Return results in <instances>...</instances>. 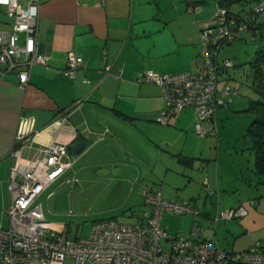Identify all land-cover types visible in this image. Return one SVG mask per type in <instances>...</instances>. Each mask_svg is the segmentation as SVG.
Wrapping results in <instances>:
<instances>
[{
	"label": "crops",
	"instance_id": "obj_1",
	"mask_svg": "<svg viewBox=\"0 0 264 264\" xmlns=\"http://www.w3.org/2000/svg\"><path fill=\"white\" fill-rule=\"evenodd\" d=\"M202 1L175 0L163 6L160 0H41L37 50L48 56L47 63L32 65L23 87L15 71L3 73L0 64V208L4 209L9 199L10 168L16 162L35 159L39 149L53 141L65 143L70 154L76 141L86 142L77 157L71 154L73 162L65 172L90 152L111 158L114 151L118 154L122 149L140 161L163 159L160 148L165 144L178 165L188 167L182 172L197 195L188 200L198 210L195 217L200 237L213 240L223 250H245L254 242L264 248V195L258 197L255 188L248 189L258 184L251 177L245 179L242 169L227 171L218 162L217 106L212 119L201 121L207 131L203 135L196 132V113L190 106L168 111L162 123L158 118L165 103L160 86L138 80L146 70L177 73L200 69V31L213 24L215 9ZM10 28L5 7L0 5V30ZM23 40L20 34L19 43ZM69 52L83 59L73 77L64 72ZM105 64L110 65V71L104 69ZM21 117L33 119V136L18 154H11ZM212 123L216 125L214 134L210 133ZM188 129L197 137L216 136L214 162L211 155L196 157L191 146H185L188 136L183 134ZM179 177L170 180L174 189L181 185L179 181H186ZM160 192L165 199L177 196L172 190L166 191V197ZM250 199L254 204L246 216L216 219L219 212ZM46 222L64 230L61 221Z\"/></svg>",
	"mask_w": 264,
	"mask_h": 264
},
{
	"label": "built area",
	"instance_id": "obj_2",
	"mask_svg": "<svg viewBox=\"0 0 264 264\" xmlns=\"http://www.w3.org/2000/svg\"><path fill=\"white\" fill-rule=\"evenodd\" d=\"M41 0H0L10 20V30H0V64L3 73L15 71L20 85L27 84L32 65L46 64L48 56L37 50L39 7ZM264 11V0L256 2L253 10L244 14L241 30ZM212 17L214 26L200 31L197 72L158 73L146 70L139 81L157 84L162 90L165 110L158 119L166 122L168 111L187 106L196 113V132L207 133L201 126L204 119H212L218 105H224L219 96L218 77L232 66L230 58L220 59L223 45L238 36L227 22V9L216 5ZM231 22H233L231 20ZM242 22V21H241ZM23 34V43H19ZM83 59L73 52L67 54L65 74L75 75ZM104 69L110 71V65ZM225 95L237 90L224 86ZM78 104L81 100L76 101ZM210 133H216L212 123ZM33 136V119L21 117L15 133V147L11 154ZM33 160L16 162L7 177L8 202L3 209L6 224L0 223V264H64L72 257V264H264V252L254 242L241 251L218 248L213 240L200 237V225L193 224L187 234H171L161 224L164 211L198 214L191 200H172L161 196L158 189H141L145 207L132 223L115 219L96 220L85 237H69L44 220L36 197L57 180L73 162L65 143L53 141L39 149ZM254 201L219 212L217 218L236 219L246 216Z\"/></svg>",
	"mask_w": 264,
	"mask_h": 264
},
{
	"label": "rangeland",
	"instance_id": "obj_3",
	"mask_svg": "<svg viewBox=\"0 0 264 264\" xmlns=\"http://www.w3.org/2000/svg\"><path fill=\"white\" fill-rule=\"evenodd\" d=\"M173 1L175 0H160V5L170 6ZM254 1L234 2L233 9L246 10ZM202 3H209L212 9L215 8L214 0H203ZM256 48L257 40L253 39L250 32H245L241 39L222 46L220 59L230 58L234 66L219 74V96L226 105L217 106L215 119L219 131L218 162L222 168L225 166L227 171L234 172L239 168L242 169L241 173L245 179L251 177L252 181L258 184L256 187L248 188L250 190L255 188L254 190L258 192L256 196H258L259 194L264 195V184L259 183L258 176L253 171L255 170L254 157L250 149V139L246 134L252 116L244 111L248 98H256L248 85V62L254 58ZM224 86L238 89L239 92L225 95L222 90ZM183 136H188L185 146H191L189 148L191 153L196 152V157L204 159L208 157L205 155H211L210 158H213L214 162L216 136L197 137L190 129L184 131ZM170 138L172 139L173 136ZM177 143L179 145V141ZM161 147L163 159L152 158L148 161L132 158L122 149L118 154L114 151L111 158L95 152L86 154L36 197L35 202L42 205L44 220L63 222L64 230L71 238L85 237L89 234L91 224L96 220L111 218L120 222H134L143 208L140 193L143 186L159 187L164 196L167 190H172L174 195H177L172 200H188L190 195L196 197L197 195L192 192V182H188L187 177L184 176L186 172H182V169L188 171V167H180L175 157L167 152L165 144ZM73 156L77 157L78 154ZM179 176L185 178L186 181H179L181 185L174 189L170 180L172 177L180 179ZM67 178H69L68 181ZM198 183L201 184V180ZM50 192L52 194L48 195ZM239 194L240 191L235 193V197ZM244 194L245 191H241V195ZM200 202L201 199H199V204ZM195 216L190 212L164 211L161 224L168 233L185 234L191 225L197 223L198 217ZM6 222L7 216L2 207L0 208V223L6 224ZM219 226L221 225L219 224L217 228ZM72 262V257H66L64 264H72Z\"/></svg>",
	"mask_w": 264,
	"mask_h": 264
},
{
	"label": "trees",
	"instance_id": "obj_4",
	"mask_svg": "<svg viewBox=\"0 0 264 264\" xmlns=\"http://www.w3.org/2000/svg\"><path fill=\"white\" fill-rule=\"evenodd\" d=\"M238 1L249 2L250 0H216L217 2L216 5H220L227 9V17H226L227 22L230 25V29H232L238 35L235 40L241 39L243 33L245 32H250L251 35L253 36V39L257 40V48L254 52V58L248 62L249 63L248 85L253 91V93L256 95V98H248L247 106L244 108V111L248 112L252 116V119L247 126L246 134L250 139V149L252 150L254 156L255 171L261 178L260 182L264 183V11L256 14L254 16L255 18L254 20L246 24L241 30H238V28L242 26V23L244 22L243 21L244 14L249 12L250 10H253L256 2L259 0H255L254 3L250 5L246 10L240 9L236 11L233 9V3ZM211 19L213 20V24L207 26H214L215 18L212 17ZM231 20L233 22H231ZM233 41L229 43H232ZM232 66H234V62ZM227 69L223 70V72L227 71ZM227 87L232 89V87L230 86ZM234 90H237V93L239 92L238 89H234ZM148 188L153 190L151 187ZM156 189L160 191L159 187H156ZM142 199H143V204H142L143 208L141 209L137 217L141 215L145 207L143 196ZM63 231L65 232V230ZM65 233L67 234V232ZM258 248L261 252H264V248H262L259 243H258Z\"/></svg>",
	"mask_w": 264,
	"mask_h": 264
},
{
	"label": "water",
	"instance_id": "obj_5",
	"mask_svg": "<svg viewBox=\"0 0 264 264\" xmlns=\"http://www.w3.org/2000/svg\"><path fill=\"white\" fill-rule=\"evenodd\" d=\"M86 145L85 140H78L76 141L71 147H70V152L71 154L75 155L77 154L84 146Z\"/></svg>",
	"mask_w": 264,
	"mask_h": 264
}]
</instances>
